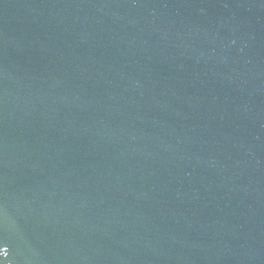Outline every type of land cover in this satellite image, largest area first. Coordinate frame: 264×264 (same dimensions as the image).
Listing matches in <instances>:
<instances>
[{
  "label": "water",
  "instance_id": "1",
  "mask_svg": "<svg viewBox=\"0 0 264 264\" xmlns=\"http://www.w3.org/2000/svg\"><path fill=\"white\" fill-rule=\"evenodd\" d=\"M0 264H264V0H0Z\"/></svg>",
  "mask_w": 264,
  "mask_h": 264
}]
</instances>
